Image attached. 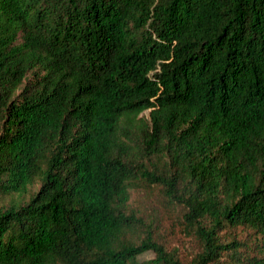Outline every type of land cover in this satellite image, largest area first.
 Segmentation results:
<instances>
[{"label": "trees", "instance_id": "obj_1", "mask_svg": "<svg viewBox=\"0 0 264 264\" xmlns=\"http://www.w3.org/2000/svg\"><path fill=\"white\" fill-rule=\"evenodd\" d=\"M7 197L0 264H264V0H0Z\"/></svg>", "mask_w": 264, "mask_h": 264}, {"label": "rangeland", "instance_id": "obj_2", "mask_svg": "<svg viewBox=\"0 0 264 264\" xmlns=\"http://www.w3.org/2000/svg\"><path fill=\"white\" fill-rule=\"evenodd\" d=\"M147 114L148 110L144 112V115ZM8 200L9 198L7 197L0 200V203ZM130 207L147 223L151 224L157 238L168 249H178L182 260L188 261L191 255L197 250L195 242L179 231L174 217L175 212L164 205L157 189L134 191ZM238 235L244 238L246 233L245 231H238ZM152 256L151 253H145L139 258L148 259Z\"/></svg>", "mask_w": 264, "mask_h": 264}]
</instances>
